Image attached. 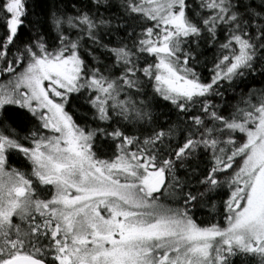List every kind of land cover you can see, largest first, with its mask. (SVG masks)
Returning <instances> with one entry per match:
<instances>
[{
    "label": "snow or ice",
    "instance_id": "obj_1",
    "mask_svg": "<svg viewBox=\"0 0 264 264\" xmlns=\"http://www.w3.org/2000/svg\"><path fill=\"white\" fill-rule=\"evenodd\" d=\"M0 264H264V0H0Z\"/></svg>",
    "mask_w": 264,
    "mask_h": 264
}]
</instances>
